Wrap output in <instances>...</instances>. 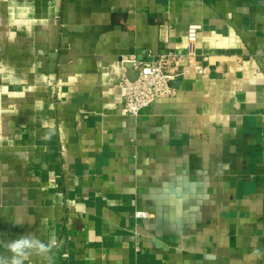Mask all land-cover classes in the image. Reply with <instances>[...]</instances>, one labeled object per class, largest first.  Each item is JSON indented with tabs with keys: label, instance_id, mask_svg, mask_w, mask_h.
Instances as JSON below:
<instances>
[{
	"label": "crops",
	"instance_id": "0c3cea01",
	"mask_svg": "<svg viewBox=\"0 0 264 264\" xmlns=\"http://www.w3.org/2000/svg\"><path fill=\"white\" fill-rule=\"evenodd\" d=\"M167 52L177 95L123 115ZM25 233L54 264H264V0H0V240Z\"/></svg>",
	"mask_w": 264,
	"mask_h": 264
},
{
	"label": "built area",
	"instance_id": "2783aa9c",
	"mask_svg": "<svg viewBox=\"0 0 264 264\" xmlns=\"http://www.w3.org/2000/svg\"><path fill=\"white\" fill-rule=\"evenodd\" d=\"M202 27L191 25L187 31V42L195 47ZM186 56L175 52H167L149 56L148 60L139 62L137 70L139 76L132 81L124 77L122 86L125 89V102L122 114L125 116L139 117L149 109L155 102L172 99L177 95V90L172 83L182 78L186 71L183 67ZM198 73L204 74L205 69L196 67ZM136 220H144L149 217L146 212H136Z\"/></svg>",
	"mask_w": 264,
	"mask_h": 264
},
{
	"label": "clouds",
	"instance_id": "9594fccd",
	"mask_svg": "<svg viewBox=\"0 0 264 264\" xmlns=\"http://www.w3.org/2000/svg\"><path fill=\"white\" fill-rule=\"evenodd\" d=\"M63 241L50 236L47 241L39 239L35 234L25 233L8 241L0 240V264H26L31 257L45 259L47 264H54V250L62 247ZM256 259H264V249L254 248L251 253Z\"/></svg>",
	"mask_w": 264,
	"mask_h": 264
},
{
	"label": "water",
	"instance_id": "95a60500",
	"mask_svg": "<svg viewBox=\"0 0 264 264\" xmlns=\"http://www.w3.org/2000/svg\"><path fill=\"white\" fill-rule=\"evenodd\" d=\"M129 67H131L132 70L135 68L134 65H131V66H129ZM138 76H139V71L136 70V71H135V74H134V77H133L132 79H131L130 77H129V78H130L132 81H135V80L138 78ZM179 83H180V81H175V82H173L171 85H172V87L176 88V87L178 86Z\"/></svg>",
	"mask_w": 264,
	"mask_h": 264
}]
</instances>
